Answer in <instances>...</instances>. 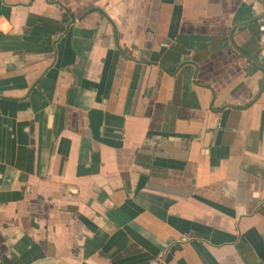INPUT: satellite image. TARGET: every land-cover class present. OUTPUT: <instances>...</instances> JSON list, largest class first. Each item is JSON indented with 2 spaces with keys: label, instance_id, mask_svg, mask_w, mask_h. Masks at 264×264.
Wrapping results in <instances>:
<instances>
[{
  "label": "crops",
  "instance_id": "crops-1",
  "mask_svg": "<svg viewBox=\"0 0 264 264\" xmlns=\"http://www.w3.org/2000/svg\"><path fill=\"white\" fill-rule=\"evenodd\" d=\"M263 15L0 0V264H264Z\"/></svg>",
  "mask_w": 264,
  "mask_h": 264
},
{
  "label": "built area",
  "instance_id": "built-area-1",
  "mask_svg": "<svg viewBox=\"0 0 264 264\" xmlns=\"http://www.w3.org/2000/svg\"><path fill=\"white\" fill-rule=\"evenodd\" d=\"M261 43L264 48V15L260 18Z\"/></svg>",
  "mask_w": 264,
  "mask_h": 264
},
{
  "label": "water",
  "instance_id": "water-1",
  "mask_svg": "<svg viewBox=\"0 0 264 264\" xmlns=\"http://www.w3.org/2000/svg\"><path fill=\"white\" fill-rule=\"evenodd\" d=\"M175 250H176V248H173V250L171 251V253H175Z\"/></svg>",
  "mask_w": 264,
  "mask_h": 264
}]
</instances>
